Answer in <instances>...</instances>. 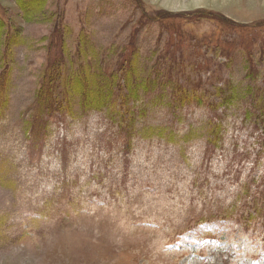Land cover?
I'll use <instances>...</instances> for the list:
<instances>
[{"label": "rangeland", "instance_id": "rangeland-1", "mask_svg": "<svg viewBox=\"0 0 264 264\" xmlns=\"http://www.w3.org/2000/svg\"><path fill=\"white\" fill-rule=\"evenodd\" d=\"M0 84V264H264V0H0Z\"/></svg>", "mask_w": 264, "mask_h": 264}, {"label": "trees", "instance_id": "trees-1", "mask_svg": "<svg viewBox=\"0 0 264 264\" xmlns=\"http://www.w3.org/2000/svg\"><path fill=\"white\" fill-rule=\"evenodd\" d=\"M24 6V5H23ZM22 7V5H21ZM97 57V56H96ZM88 67H87V66ZM62 67L60 65H53V70L51 69V72L54 76V73L61 70ZM91 70V66L89 64L80 65L75 71V74H68L71 76V78H63L61 79V82L65 85L66 88L72 87L73 90H78L82 93L83 96V103L89 104V105H97L102 106L104 104H109L110 96H109V89L106 90L104 87L106 85H109V80L111 81L116 78L114 74H112V78H109V73L105 70L101 71L100 67L97 68V72L94 73L96 77V80L91 79L92 77H88L89 73L87 74V71ZM124 72L121 71V77L126 81L125 85L132 90H129L126 94H123L124 101L122 102L121 99H116V105H119L120 114H126V110H123L122 108L126 105H128L133 99H136L139 94V89L141 86H146L147 83L145 80H139L136 75L134 74L135 69L134 65L132 67L127 66L126 69L122 68ZM5 74V72H3ZM58 75V74H57ZM56 77V76H55ZM59 78V77H57ZM98 83H96V82ZM118 83H120L118 81ZM54 85L51 83L47 86H42L39 91L36 94L35 102L40 106V114H47L50 115L51 112L56 110L64 109L68 104L69 101L65 95H62V97H59L56 95L57 88H53ZM5 90L4 84H0V96ZM131 91V92H130ZM131 99V101H129ZM47 122V121H46Z\"/></svg>", "mask_w": 264, "mask_h": 264}]
</instances>
